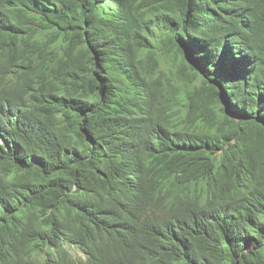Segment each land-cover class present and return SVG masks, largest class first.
Segmentation results:
<instances>
[{
	"label": "trees",
	"instance_id": "obj_1",
	"mask_svg": "<svg viewBox=\"0 0 264 264\" xmlns=\"http://www.w3.org/2000/svg\"><path fill=\"white\" fill-rule=\"evenodd\" d=\"M0 14L18 20L5 22L7 29L0 25V65L23 58L11 66L15 79L8 90L24 113L16 132L34 158L12 165L22 177L0 180L7 189L0 213L15 197L33 193L40 207L55 208L83 230L94 221L107 224L102 214L129 228L141 199L137 191L169 170L208 158L212 169L205 165L196 181L212 184L221 176L241 190L236 218L242 228L199 251L189 248V264H264V0H0ZM177 79L190 94L180 110L191 125L185 130L203 137L195 140L197 148L173 150L157 132L159 126L167 135L178 132L166 114ZM201 104L208 105L200 112L203 124L193 125L192 112ZM46 118L57 121L54 130ZM154 135L162 160L147 163L143 146ZM129 137L136 139L134 148ZM127 164L138 167L139 183L125 180ZM76 185L83 195L78 203L67 196ZM56 219L34 226L36 242ZM23 228L32 240L28 225ZM18 247L16 241L0 247L1 260Z\"/></svg>",
	"mask_w": 264,
	"mask_h": 264
},
{
	"label": "clouds",
	"instance_id": "obj_2",
	"mask_svg": "<svg viewBox=\"0 0 264 264\" xmlns=\"http://www.w3.org/2000/svg\"><path fill=\"white\" fill-rule=\"evenodd\" d=\"M5 22L12 26V22L18 23V20L0 14V25L7 29ZM153 24L152 27L155 26ZM16 57L18 59L16 63L23 59L21 56ZM16 63L7 59L2 66L0 65V117L6 112L8 114V117L3 118L8 124L6 123L4 128L0 126V180H15L22 177L24 171L12 165L18 159H34L28 150L24 151L23 138L15 128L18 125L22 126V114H24L18 109L16 94L8 90L15 79L11 66L18 67ZM136 79L141 86L147 83L145 75H140ZM184 87L185 85L177 79V91L175 94L172 93L175 102L166 110L171 124L176 126L178 132L174 133L172 130L167 135L161 126L157 131L167 136L171 145L169 148L173 150L182 146L189 149H192V146L197 148L195 140L203 138L196 137L193 128L190 131L185 130L191 125L180 113L181 108L186 105L185 99L190 97ZM195 96V93L192 94L193 98ZM225 98L228 100L225 95L223 103L226 102ZM180 99L182 102L177 103ZM26 104L30 106L28 102ZM231 105V109L236 108L233 102ZM207 107V104H201L199 109L196 108L192 112L193 125L203 124L200 112ZM227 109L229 110V107ZM77 113L79 112L76 109L73 114ZM73 114L69 116L72 117ZM231 116L237 120L240 118V115L232 112ZM18 117L21 121H18ZM46 120L50 130H54L57 121L48 118ZM61 129L63 130L62 125ZM14 134L18 137H13ZM135 141L134 137L128 138L133 148ZM159 142L158 136L154 135L153 139L143 146V150L147 153V158L144 159L147 163L161 162L162 156L158 152ZM100 143L96 145L95 142H91L94 146H100ZM107 147L108 145L104 149ZM100 148L98 147L95 152L97 153ZM11 150L13 153L5 157ZM216 157L217 153L213 158ZM99 161L104 163L100 158ZM205 165L211 168L208 158L202 164L199 161L193 163L188 169L184 166L174 171L169 170L167 177L161 181L156 180L157 182L152 180L143 193L137 191L141 199L138 201L139 206L129 228L115 215L102 214L107 224L94 221L93 228L83 230L80 222V224L67 223L62 212L56 211L55 208L40 207L33 193L27 198L20 197L21 201L15 197L10 209L0 213V247L7 249L13 241L18 242L19 247L4 257L6 259L0 258V264H189L186 257L189 248L199 251L200 247L208 246L210 241L214 243L219 235L236 237L242 228L236 218L237 204L242 199L241 190H232V184L221 176L212 184L198 183L196 177L202 178L205 175ZM100 170L101 168L98 172ZM123 174L129 183H139L142 176L135 164L125 165ZM78 189L79 185H76L67 194L75 203L83 199L82 193L77 192ZM6 190V188L0 189V198L5 197ZM230 190L232 191L229 192ZM86 203L80 204L81 210H87ZM51 215H55L57 219L48 229L39 233L36 242L37 233L34 226ZM25 225H28V229L33 232L32 240H27L25 237L26 231L23 228ZM246 251H249L248 247Z\"/></svg>",
	"mask_w": 264,
	"mask_h": 264
},
{
	"label": "rangeland",
	"instance_id": "obj_3",
	"mask_svg": "<svg viewBox=\"0 0 264 264\" xmlns=\"http://www.w3.org/2000/svg\"><path fill=\"white\" fill-rule=\"evenodd\" d=\"M105 15H107L109 12L103 11ZM155 24H153L154 26ZM156 32H158V30H156Z\"/></svg>",
	"mask_w": 264,
	"mask_h": 264
}]
</instances>
